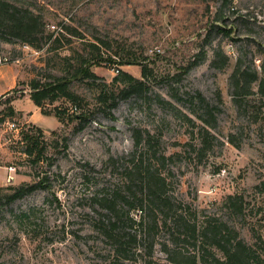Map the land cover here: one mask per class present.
<instances>
[{
    "label": "rangeland",
    "instance_id": "1",
    "mask_svg": "<svg viewBox=\"0 0 264 264\" xmlns=\"http://www.w3.org/2000/svg\"><path fill=\"white\" fill-rule=\"evenodd\" d=\"M9 1L32 8L44 29L32 44L0 40V52L9 59L0 65V264L146 262L144 255L116 260L97 225L96 197L102 188L121 183L122 169L109 158L133 150L135 128L155 133L160 147L173 155L171 191L177 198L197 215L229 221L248 243H254V234L264 240V97L251 94L235 101L229 87L239 55L254 58L261 69L264 0ZM218 44L229 56L222 70L211 66ZM203 54L206 58L194 64ZM143 66L148 67L145 77ZM81 67L95 76H86ZM116 69L148 87L126 97ZM64 79L84 104L74 111L65 97L45 103L47 111L66 109L60 120L33 102L31 82ZM196 91L218 106L216 126L210 128L216 137L203 151L200 139L191 138L202 123L200 111L186 102ZM104 93L114 95L106 102L99 98ZM159 95L169 103H161ZM81 111L88 118L78 129L79 119L71 115ZM35 127L43 135L29 154L24 134ZM9 165L17 167L12 183L5 182ZM43 179L47 187L9 198L15 187ZM230 194L242 196V211L225 202ZM168 235L165 230L158 238ZM165 257L156 244L154 258L162 262Z\"/></svg>",
    "mask_w": 264,
    "mask_h": 264
},
{
    "label": "trees",
    "instance_id": "2",
    "mask_svg": "<svg viewBox=\"0 0 264 264\" xmlns=\"http://www.w3.org/2000/svg\"><path fill=\"white\" fill-rule=\"evenodd\" d=\"M43 29L42 17L32 8L16 5L9 0H0V40H20L32 44ZM222 29L229 33L225 26ZM214 54L211 66L217 70L224 69L229 62V56L221 44L214 47ZM205 58L203 54L194 64ZM245 58L247 55L237 57L229 77V87L235 101L251 94L264 97V60L261 69H258L254 58L248 61ZM85 62L87 64L89 60ZM81 72L86 76H95L94 72L86 67H81ZM120 72L121 76L115 77V80L124 82L125 87L121 92L126 97L140 94L148 87L143 79L136 78L126 71ZM147 72L148 67L143 66L142 76L145 77ZM31 87L33 102L42 108L43 113L54 114L60 120L66 114V109L56 106L47 111L44 109L45 103H53L65 97L72 103L74 111L83 107V99L72 92L65 79L46 82L33 80ZM113 95L114 93H104L99 98L108 102ZM158 98L161 103H169L160 95ZM186 102L198 107V118L202 121L197 131L192 130L191 138H199L202 145L200 150H207L213 146L212 138L216 137L210 128L216 126L215 112H218V106L209 103L198 91L195 95H189ZM10 109L13 111L12 107ZM176 110L196 126L192 117ZM73 112L71 116L79 119L80 129L88 117L85 111ZM31 132L27 130L24 134L29 141V154H33L38 148L39 137L43 135V130L39 127H35L34 132ZM133 138L134 148L131 152L121 158H109L114 166L118 164L122 169L121 183L112 188H102L103 193L96 197L99 203L96 211L100 215L97 225L116 260L135 259L137 255H144L147 257L144 264H264L262 236L254 234V243H248L229 221L215 214L197 215L198 211H192L190 205L183 203L172 193V177L175 173L169 167V161L173 155H167L160 147L155 133L152 134L148 129L135 128ZM230 141L236 143L233 138ZM190 143L191 141H188L186 144ZM43 148L37 151V162L42 159ZM45 182L43 179L27 187H15L9 198L14 200L38 186L47 187ZM225 202L235 208V211L243 210V198L240 195L230 194ZM137 212L139 214L135 215ZM165 230H168V237L159 239V234ZM156 244H160V250L165 253V261L160 262L154 258Z\"/></svg>",
    "mask_w": 264,
    "mask_h": 264
},
{
    "label": "built area",
    "instance_id": "3",
    "mask_svg": "<svg viewBox=\"0 0 264 264\" xmlns=\"http://www.w3.org/2000/svg\"><path fill=\"white\" fill-rule=\"evenodd\" d=\"M9 62V59L7 56L2 54L0 52V65L6 64ZM16 62H19V60H16ZM117 72H119V69H116ZM10 128L17 129V124L15 122H9ZM7 168V176H6V182L12 183L15 179V174L17 172V167L15 165H9Z\"/></svg>",
    "mask_w": 264,
    "mask_h": 264
},
{
    "label": "crops",
    "instance_id": "4",
    "mask_svg": "<svg viewBox=\"0 0 264 264\" xmlns=\"http://www.w3.org/2000/svg\"><path fill=\"white\" fill-rule=\"evenodd\" d=\"M7 173V172H6ZM5 182H6V180H5Z\"/></svg>",
    "mask_w": 264,
    "mask_h": 264
}]
</instances>
